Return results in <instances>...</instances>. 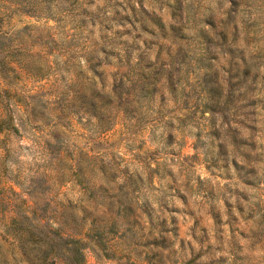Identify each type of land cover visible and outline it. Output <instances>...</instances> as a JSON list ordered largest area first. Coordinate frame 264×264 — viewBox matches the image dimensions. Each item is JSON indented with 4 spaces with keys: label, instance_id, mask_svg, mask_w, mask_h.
<instances>
[{
    "label": "rangeland",
    "instance_id": "374dc122",
    "mask_svg": "<svg viewBox=\"0 0 264 264\" xmlns=\"http://www.w3.org/2000/svg\"><path fill=\"white\" fill-rule=\"evenodd\" d=\"M0 46V264H264V0H0Z\"/></svg>",
    "mask_w": 264,
    "mask_h": 264
},
{
    "label": "trees",
    "instance_id": "16d2710c",
    "mask_svg": "<svg viewBox=\"0 0 264 264\" xmlns=\"http://www.w3.org/2000/svg\"><path fill=\"white\" fill-rule=\"evenodd\" d=\"M146 17V16H144ZM151 20L153 22H155L156 24H158V27H163L164 24L161 23L159 21V19L157 18H151ZM142 22H144L142 20ZM1 46H0V51H1ZM1 59H3L1 57ZM0 59V60H1ZM163 63L165 62H161L160 65H162ZM139 70L143 71V72H140L138 73L137 76H140L139 77H136L135 79V83L133 84V87L130 85L128 88L129 91H132L134 92V102H137L138 106H141L143 104V102L140 103L139 105V99L141 98V94L143 93V91L145 89H154L157 85V80L158 82L161 81L160 79V72L161 70L163 69H159V67L157 66L156 68L154 67H146L144 65H140L139 64ZM166 70V73H165V79H166V82L167 84H172V77L174 76V74L176 73H173L174 70H176L175 66H174V60L171 58L170 59V62L168 63L167 65V68H165ZM206 73V72H204ZM142 78V79H141ZM131 81V80H130ZM162 82H165L162 80ZM207 82V80H206ZM138 87V88H136ZM205 85L202 86V89H205ZM232 96L230 95L229 98H231ZM209 99H212V94H210L209 96ZM1 124L2 122L0 121V130H1ZM66 258H68L69 260V264H82V252L80 250V247L78 248H71V252L70 253H66L64 254Z\"/></svg>",
    "mask_w": 264,
    "mask_h": 264
}]
</instances>
